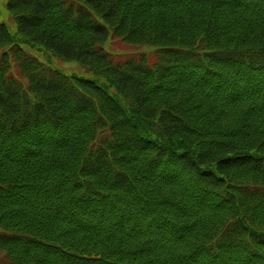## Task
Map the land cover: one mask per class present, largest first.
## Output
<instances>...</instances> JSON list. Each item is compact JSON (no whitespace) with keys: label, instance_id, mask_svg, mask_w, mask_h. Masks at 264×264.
I'll return each instance as SVG.
<instances>
[{"label":"trees","instance_id":"trees-1","mask_svg":"<svg viewBox=\"0 0 264 264\" xmlns=\"http://www.w3.org/2000/svg\"><path fill=\"white\" fill-rule=\"evenodd\" d=\"M6 9L17 27L0 23L8 262L264 264V0ZM112 38L149 50L114 54Z\"/></svg>","mask_w":264,"mask_h":264},{"label":"rangeland","instance_id":"rangeland-1","mask_svg":"<svg viewBox=\"0 0 264 264\" xmlns=\"http://www.w3.org/2000/svg\"><path fill=\"white\" fill-rule=\"evenodd\" d=\"M8 0H0V23L6 25L8 31L15 35L17 31L16 23L13 20L11 14L6 9V2ZM101 22V20L98 19ZM104 49L114 54L125 55V54H140L148 52L146 48L138 47V46H131L127 45L120 40H116L112 38L108 44H105ZM23 48L28 52L30 55L37 58L43 64L49 66L52 69H56L61 71L63 74L67 75H76L81 76L84 78H89V74H87L77 63L75 62H67L59 59L54 54L44 51L42 49L31 48L28 46H23ZM0 264H12L8 262L5 258V255L2 251H0Z\"/></svg>","mask_w":264,"mask_h":264}]
</instances>
